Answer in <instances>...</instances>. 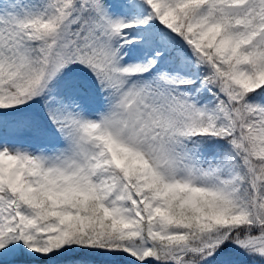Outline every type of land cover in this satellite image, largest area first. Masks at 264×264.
<instances>
[{
    "label": "snow or ice",
    "instance_id": "6c2138e0",
    "mask_svg": "<svg viewBox=\"0 0 264 264\" xmlns=\"http://www.w3.org/2000/svg\"><path fill=\"white\" fill-rule=\"evenodd\" d=\"M0 264H264V0H0Z\"/></svg>",
    "mask_w": 264,
    "mask_h": 264
}]
</instances>
